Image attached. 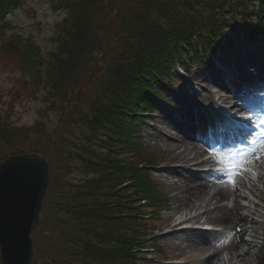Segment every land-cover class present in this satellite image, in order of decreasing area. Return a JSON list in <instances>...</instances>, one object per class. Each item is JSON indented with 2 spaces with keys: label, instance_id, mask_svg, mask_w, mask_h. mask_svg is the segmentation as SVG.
<instances>
[{
  "label": "trees",
  "instance_id": "1",
  "mask_svg": "<svg viewBox=\"0 0 264 264\" xmlns=\"http://www.w3.org/2000/svg\"><path fill=\"white\" fill-rule=\"evenodd\" d=\"M6 1L0 0V6L5 8L0 12V24L7 7L18 0ZM58 3L56 6L63 7L65 16L58 23V36L54 39L59 52L51 54L55 62L47 74L50 78L43 81L42 105L52 107L54 100L70 103L90 69L99 67L100 62L107 63L109 69L99 85L101 91L95 93L97 98L91 103L89 99L93 115L79 122L80 127L85 126L84 131L81 132V128L63 132L53 130L66 137L62 138V143L58 137L52 141L58 145L56 155L61 161L56 166L51 165L46 201L56 188V176L63 178L76 169L74 166H81L86 176L80 183L67 182L66 186L75 187L74 193L68 203L57 205L61 212L73 217L64 231L63 243L69 249L72 244V252L79 257L95 256L99 264H137L135 243L141 234L136 226L134 203L136 196L153 194L155 186L149 172L140 168L144 165L142 161L128 170L125 162L135 163L121 155L128 151L137 157L144 151L136 139L141 118L131 112L140 109L138 97L146 105L150 98L143 90L144 85H136V82L156 81L152 69L166 62L168 65L165 64L160 77L164 84L170 83L173 53L182 54L186 49L199 56L204 50L203 58H206V52L214 48L219 36L227 34L228 27L236 29L234 18L237 15L249 37L260 38L264 32V0H59ZM3 35L0 33V38ZM108 37L120 42L116 57L105 52L103 39ZM27 46L33 68L42 62L43 65L38 48L32 42ZM160 48L164 54L157 53ZM155 54L157 56L152 60ZM146 62L149 64L145 66ZM57 72L59 74L55 75ZM108 97H114L109 105L104 101ZM77 111L81 113L79 108ZM82 112L84 114L83 109ZM3 122L6 123L2 125L5 134L0 135V140L6 141L12 151L38 149V142H30L47 141L45 131L49 130L44 127L36 126L32 135V132L28 133L29 128L15 130L6 127L9 124L5 120ZM28 135L30 142L26 143ZM19 139L24 145L14 147L9 144ZM48 152L47 149L49 158L46 157L51 163ZM74 154L80 166L68 159ZM40 226L39 232L43 229ZM38 241L40 239H37V245Z\"/></svg>",
  "mask_w": 264,
  "mask_h": 264
},
{
  "label": "rangeland",
  "instance_id": "2",
  "mask_svg": "<svg viewBox=\"0 0 264 264\" xmlns=\"http://www.w3.org/2000/svg\"><path fill=\"white\" fill-rule=\"evenodd\" d=\"M58 2L59 0H24L25 4L23 7H17L15 10H13V8H7V13L1 15V17H5L6 22L0 24V33L5 32L3 37L0 38V135L3 136V134H5L2 125L5 126L6 123H4L3 120L9 124L6 127H14L15 130L21 128L25 130V128H29L28 133L37 129L38 127L36 126H41V128L44 127L45 130H49L45 131L47 135L46 142L42 143L41 141L35 140L30 142V135H28L29 140H26V143L30 142V144H35L34 142H38L40 146L38 148L40 149L39 151L42 152L41 150H43L44 155H47L49 158L46 153L48 149L51 159L50 164L52 166L58 165L61 161V157L56 155V153H58V145L52 141H55L58 137L60 140L59 142L62 143L64 142L62 138L66 137L64 133L61 136L58 132L55 133L53 130L63 132V130L67 131V129L75 130L81 128V132L84 131L85 126L80 127L79 122L82 123L81 120H85L86 117L88 118L93 115L89 103L95 101L97 98L95 97V93L101 91L99 85L101 81L105 79V72L109 69L107 63L103 64V62H100L101 65H99V67L90 69L85 81L83 79L80 81L79 92L73 98L69 96L71 97L70 103L67 102V104H65V102L54 100L51 104L52 107L42 105L41 96L42 92L45 90L43 85H45V81L47 82L48 78H50L47 74L49 73L51 65L55 62L51 54L59 52L57 51L58 43L54 41L58 36L57 25L65 16L63 7L61 5L56 6L59 4ZM4 9L3 6H0V12ZM105 38L103 39V43L106 46L105 52L116 57L118 46L120 45V42H118L119 40L112 39L111 37L105 40ZM234 38L237 41V45L233 49H229L226 55L239 57L241 63L238 76H240L241 79L246 78L247 81L256 78L264 82V39L252 43L240 40L237 35H234ZM16 41H20L21 43H17ZM28 42H32L36 48H38L37 52H39L40 60L44 61L43 65H41L42 62L40 64L41 66L39 65L33 68L31 64L30 48L27 49L25 47ZM239 45H241L240 48L238 47ZM242 49H245L246 52L243 53ZM96 60L98 61V59ZM209 65L210 64L194 67L192 74L194 76H201L202 70H207ZM57 74L59 73H55V75ZM97 74L98 77H96ZM206 78H209V76L203 79L199 78L198 81H189L190 85L198 90V92L194 93L186 91L182 81L179 82V84L177 83V88H174L175 91L171 90L164 97V103L172 106L171 109L173 113L169 110L165 109V111H162L164 110L163 108H161V110L158 108L152 117L149 116L145 119L148 122L144 123L142 127L137 130L140 135V142L146 145L147 154L156 156L158 161H160V163H158V165H160L159 169L168 165L167 159L170 157V153L167 152L168 143L178 142L180 145L179 151H183L187 148L189 156H193L191 154L193 148L200 150L201 143L199 140L196 139L191 132L190 135L186 134V132L190 131L188 127L193 126L194 122H192L191 116H184V107L194 106L197 100L206 101L208 103L213 102L212 96H207L209 93L207 90L211 91L213 86L206 82ZM37 80L40 82L39 86ZM219 90H221V88H219ZM103 92L104 91H102V93ZM243 93L244 92L241 91V94ZM113 99L114 97H108V100L105 99L104 101L110 103ZM75 107H77L76 110L73 109ZM78 108L81 110V113L77 111ZM81 108L84 114H87L84 115ZM200 108L203 107L200 106ZM176 121L186 122L184 127H182L183 132L175 128L174 125ZM64 124L66 127H64ZM68 124H70V126H67ZM184 128L188 130L184 131ZM49 132H51L50 136ZM167 133H170V138L165 136ZM31 134L34 135L33 132ZM6 143V141L0 140V147L2 146L4 148H0V161L13 153L19 152L12 151V147H8ZM9 144L14 147L22 144L24 145L20 139L16 143L9 142ZM68 146L69 144L66 143L67 148ZM184 151L183 153H185ZM68 159H73L75 163L80 166V162L76 159L75 154ZM74 168L76 169L63 178L60 175L56 176V188L50 193L47 201L45 199L40 220L43 229L41 232H36V239H40V241H38V245H36L34 249L33 264H99L95 256H77L72 252V244H70L71 248L69 249L62 241L64 231L68 229L66 226L70 225L73 217L71 214L69 215L63 211L61 212L57 208V205L59 203H68L71 199V195L74 193L73 188L75 187H69L65 184L67 182L80 183L86 176L81 166L79 168L74 166ZM159 169L153 171V178L161 187L158 188V190L162 194L164 193L167 195V199L164 201L165 210L159 214L160 216L157 220L153 219L148 224L151 225L150 231L157 233L156 240L161 244L160 247L164 252L160 254L152 251L149 255L153 257L157 256L155 257L156 260L144 263L181 264L182 262H186L187 264H200L197 261L198 259L217 252L212 258V264H215L219 258L227 256L228 246L232 242L230 241V234H232V232L225 229L224 226L212 225L210 226L213 230L211 232L198 233L193 230L194 232L185 231L177 236L167 234L165 231L169 229L168 226L171 223L175 224L190 212L187 209H174L175 190L172 188L171 183L179 182L180 179L184 182V179H186L189 174L198 173L202 171V168L191 166L187 171L181 170V174L172 175L167 173L161 174ZM199 175L201 176L195 175L196 178L201 177L202 179L206 176L204 174ZM249 175L253 176V183L256 185V190L252 193L250 191L252 186L249 188L238 186L237 188H241V192L243 193L242 198H240L241 204L247 207L251 205L254 208L259 203H262L260 202L259 194L264 188V177H260L259 173L256 172H251ZM242 176L245 177L244 174H242ZM66 178L67 180H65ZM181 185H183V183L179 186ZM237 185L239 184L237 183ZM246 195H248V197ZM124 199L125 198H122V200ZM147 209L150 210L151 208ZM204 220L206 219H202L200 224H206ZM259 220L262 221L264 218L260 217ZM258 228L259 231L262 232L260 226ZM250 232L251 230L245 235V239L250 238ZM69 235L68 233V236ZM164 259H167V262L163 263ZM0 264H2V262H0ZM262 264H264V260Z\"/></svg>",
  "mask_w": 264,
  "mask_h": 264
},
{
  "label": "bare ground",
  "instance_id": "3",
  "mask_svg": "<svg viewBox=\"0 0 264 264\" xmlns=\"http://www.w3.org/2000/svg\"><path fill=\"white\" fill-rule=\"evenodd\" d=\"M262 86L264 85L259 87ZM259 87L255 89L248 87L247 94L239 96L242 105H236L234 109L246 111L249 114V120H253L258 124L260 129L254 130L252 133L250 132L249 135L255 136L261 141L259 134H262V129H264V98L253 97L255 93H258ZM263 91L264 88L262 87L261 93ZM198 102L202 103V101ZM184 109V116H191L192 120L198 119L201 129L207 128V115L200 113V111L196 113L191 106L184 107ZM182 122L176 121L174 125L181 132H183L182 127L186 123L184 122L182 126ZM191 131L192 128H190ZM190 132H186V134L190 135ZM165 136L167 138L171 137L170 133L165 134ZM167 147L170 157L167 159L168 165L161 168V174H181V170L187 171L191 166L195 168L211 166L221 163L220 161L222 160L221 157H207L204 159L201 154L202 151L195 148L191 151L193 156H189L187 148L184 149L185 151L183 150L185 153L179 151L180 145L178 142L168 143ZM256 156H260V159L257 160ZM241 160H244L242 164L240 163ZM175 164H177V167L174 166ZM179 164L182 167H179ZM222 164L224 166L227 165L225 162ZM232 165L238 173L233 177L235 180L234 187L228 182V176L225 178L221 176V170L214 171L210 169L203 172H195L196 174H189L184 179V182L181 179L179 182H172V188L175 190L174 209L189 210L190 212L187 213L185 220L200 223L202 219H206L204 223L211 226L221 225L232 232L233 240L228 246V255L219 258L215 264H262L264 260V223H261L258 218L264 217V213L261 212V210H264V188L259 194L260 202L262 203L253 208L251 205L247 207L241 204L240 198H242L243 193L241 192V188L237 187L249 188L252 186L250 190L252 193L256 190V185L253 183V178L249 176L248 169H252L253 172L259 173L260 177H264V153H256L255 157L251 156L247 159H242L238 156L237 161ZM228 166L231 167V164H228ZM199 174L206 176L202 179L201 177L196 178L195 175L201 176ZM181 183L183 185L179 186ZM246 196L248 197V195ZM259 226L262 232L259 231ZM250 230V238L245 239V235ZM216 254L217 252H214L209 256H203L197 261L200 264H212V258Z\"/></svg>",
  "mask_w": 264,
  "mask_h": 264
},
{
  "label": "water",
  "instance_id": "4",
  "mask_svg": "<svg viewBox=\"0 0 264 264\" xmlns=\"http://www.w3.org/2000/svg\"><path fill=\"white\" fill-rule=\"evenodd\" d=\"M49 184V163L38 151L0 162V249L3 264H31L36 229Z\"/></svg>",
  "mask_w": 264,
  "mask_h": 264
},
{
  "label": "snow or ice",
  "instance_id": "5",
  "mask_svg": "<svg viewBox=\"0 0 264 264\" xmlns=\"http://www.w3.org/2000/svg\"><path fill=\"white\" fill-rule=\"evenodd\" d=\"M232 116L239 123H243L245 120H249L250 119V117L239 116V115H236V114H232ZM256 153H264V140H261L259 143L253 142L252 148L245 153V158H247L248 156H252V155H254ZM256 159L257 160L260 159V156H256ZM220 162L224 163L225 161L222 159ZM243 162H244V160L240 161L241 164ZM237 174L238 173L236 172L235 167L231 168L228 171V173H227V175L229 177L228 182L230 184H232L233 187L235 186V180L233 179V177H235Z\"/></svg>",
  "mask_w": 264,
  "mask_h": 264
}]
</instances>
